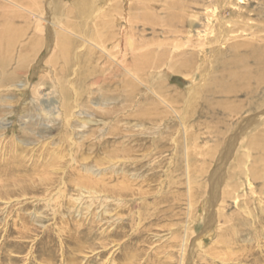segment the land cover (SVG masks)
<instances>
[{"label": "bare ground", "instance_id": "obj_1", "mask_svg": "<svg viewBox=\"0 0 264 264\" xmlns=\"http://www.w3.org/2000/svg\"><path fill=\"white\" fill-rule=\"evenodd\" d=\"M84 1L72 0V4H82L78 9L85 11ZM87 3L89 5V1ZM161 3L160 17L152 11V14L147 13L159 5L157 0H104L100 6L98 2L94 6L95 11H102L103 15V6L108 4L107 11L114 14L115 20L123 21L122 27L110 32V46L102 47L88 41L101 58V54L104 56V65L108 70L105 77H99L96 81L102 82L103 87L93 91L96 94L93 104L100 108L94 113L111 123V129L101 132V149L94 155L97 161L95 166L98 167L80 162L84 156L78 160L73 158V175L63 180V189L59 187L60 192L53 196L48 192L52 183L50 176L37 173L33 179L24 178L22 175L27 169L20 170L16 163L5 170L2 179L0 177L2 183L13 185L16 190L25 192L27 188H34L38 200L50 205L47 211L49 220L55 216L56 224H63L59 231L63 233L69 250L75 248L79 258L85 261L92 255L104 256L107 251L111 257L113 246L121 245L126 240V232H121L126 228L123 220L133 211L134 202L138 205L145 199L146 191L149 190L146 188L149 172L161 166L163 154L170 152L171 158L175 160L176 157L178 160L183 144L185 159L191 157L188 144L196 142L204 135V131H191L184 124H187V115L188 118L195 115L196 121L200 120L199 129L206 127L211 130L217 125L223 131L218 130L221 138L209 151L210 163L201 164L198 175H195L200 180L193 178L192 171L186 168L188 191L192 188L201 190V178L207 176L217 159L221 165L214 169L209 179L211 186L209 190L203 189L202 198L209 195L211 200L215 196L227 200L231 191L225 188L234 176L245 175L248 182L250 179L258 184L261 182L259 195L262 199L255 196L260 206L254 216L255 221L264 226V0H161ZM46 8L47 11L51 10L49 3ZM21 9L30 12L26 8ZM30 13L35 18L43 17ZM49 23L51 39L58 47L53 58L67 59L71 43L64 33H58V29L63 32L67 29L58 24L53 16ZM44 24L39 30L45 29ZM147 33L151 36L146 37ZM85 47L86 53L82 56L84 64L94 54L90 46ZM174 74L189 80L185 93L179 94L166 84L165 79ZM69 86L76 94L74 82ZM26 87L19 89L21 91ZM33 87L34 84L29 86L30 89ZM60 91V96H64L63 91ZM46 95L48 92L41 89L39 92L32 91L30 99L23 103L24 110L20 118L26 113L37 114L39 111L62 126L71 121H78L75 128L85 126L87 120L80 118L83 112L66 110L70 105L59 98L55 99V106L43 101ZM177 99L184 101L183 109L194 103H197L196 108H186L182 113H177L173 107ZM57 103L60 106L62 104L64 109ZM162 105L167 107L166 110H161ZM173 112L178 120V124L174 125L169 118ZM26 121H31V118ZM205 122H212V127L205 125ZM23 126L25 130L27 124L23 123ZM181 133L184 140L182 144L178 138ZM108 134H111V144H105ZM167 134L168 137L165 136ZM109 145L111 149H107ZM249 158L251 161L247 165ZM79 171H92V177L82 176ZM12 172L16 174L11 175ZM68 183L71 184L67 187ZM253 192L256 190L253 189ZM5 194L8 200L14 195ZM233 230L231 225L224 229V240L231 238ZM200 241L199 238L197 243ZM21 248L14 245L5 251L2 256L4 261H0V264H21L24 260L19 261L13 254L19 253ZM46 255L51 257L50 253ZM110 257L101 263H109ZM118 258L123 260L126 257L120 255ZM261 264H264V259Z\"/></svg>", "mask_w": 264, "mask_h": 264}, {"label": "rangeland", "instance_id": "obj_2", "mask_svg": "<svg viewBox=\"0 0 264 264\" xmlns=\"http://www.w3.org/2000/svg\"><path fill=\"white\" fill-rule=\"evenodd\" d=\"M48 3L52 13L46 10ZM103 3L104 0H85L83 11L78 9L82 4H72V0H0V177L8 167L16 163L20 170L27 169L22 175L24 178L33 179L37 173L50 176L52 183L48 192L53 196L60 192L59 187L63 189V180L73 175V158L78 160L84 156L80 162L98 167L95 166L97 161L94 155L101 149V132L111 129V123L94 113L96 110L100 111V108L93 104L96 96L93 91L103 87L102 82L96 81L99 77H105L108 70L106 64L104 65V56L101 54V58L97 49L88 41L102 47L110 46V32L123 25L122 20H115L114 14L107 11L108 4L103 6V15L102 11H95L94 6ZM157 4L159 5H156L155 9L147 13L152 11L154 15L162 16L161 0H157ZM21 7L43 17L35 18V15L23 11ZM91 7V12H88ZM52 16L58 24L67 29L63 32L57 27L58 33H64L71 43L67 59L53 58L58 52V47L51 39L52 30H48ZM43 24L45 29L39 30ZM149 35L151 36L147 33L146 37ZM7 40L9 43H6ZM85 46H90L94 54L90 55V61L84 64L82 56L86 53ZM196 79L199 80V77ZM72 82L76 86V94L69 86ZM165 82L171 90L178 91L179 94L185 93L189 85V80L180 74L171 75ZM32 84L34 87L30 89ZM24 86L27 87L20 91L19 88ZM40 89L48 92L43 101L55 106V99L59 98L70 105L66 110L83 112L80 118L87 120L85 126L75 128L78 121H71L62 126L39 111L37 114L26 111L25 116L20 118V115H23V103L30 99L32 91L39 92ZM60 89L64 96H60ZM196 104L187 105L184 109H195ZM183 106L185 104L182 99H177L173 105L177 113L184 111ZM63 107L61 104L60 108ZM160 108L166 110L167 107L162 105ZM3 110L10 113L5 114ZM188 117L187 115V124H184L191 131H204V135L196 142L188 144L191 157L186 160V151L182 144L183 134H179L182 147L178 160L176 157L175 160L172 159L170 152L163 154L161 166L150 170L149 182L146 183L149 190L146 191L145 199L138 205L134 202L133 211L123 220L126 228L121 232H126V240L121 245L113 246L114 251L110 249L111 257L107 251L104 256L92 255V258L86 261L79 258L75 248L69 250L63 233L59 231L63 224L57 225L55 216H51L49 220L47 211L50 205L44 200H38L34 188H27L23 192L0 181V261H4L2 256L5 251L19 245L22 247L19 253L23 256L18 252L13 254L19 261L24 260L21 264H102L107 257L111 258L107 264H182L183 260L184 264H261L264 259V226L255 221V213L260 206L255 196L261 197V182L258 184L253 179L248 182L245 175L234 176L225 188L234 196L226 197L227 200L218 196L211 200L209 195L202 198L203 189L209 190L211 186L209 179L214 169L221 165L216 159L207 176L202 175L201 190L192 188L193 190L188 191L186 168L189 167L192 171L193 178L200 180V177L195 175H198L201 164L210 163L209 151L221 138L219 132L222 131V127L217 125L211 130L206 127L199 129L200 120L196 121L195 115ZM29 118L31 121H26ZM169 118L171 124H178L174 112ZM23 123L27 124L25 130L22 129L25 128ZM204 124L212 127V122ZM110 138L111 134H108L105 144H111ZM108 148L111 149L110 145ZM248 160L247 165L251 158ZM81 172L82 176H91L92 173L79 171V174ZM13 174L16 172L11 175ZM70 184L68 183L67 187ZM253 189L256 192H253ZM71 191L70 189L69 192ZM6 192L14 195L9 200L5 199ZM23 193L26 195H22ZM6 200L8 203H5ZM229 225L234 230L227 241L223 235L224 229ZM199 238L201 241L197 243ZM26 250H30L29 253ZM48 253L51 254L50 258L45 256ZM120 255L126 258L120 260Z\"/></svg>", "mask_w": 264, "mask_h": 264}]
</instances>
